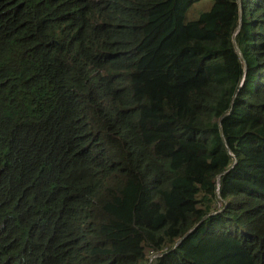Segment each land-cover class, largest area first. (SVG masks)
Listing matches in <instances>:
<instances>
[{
    "label": "trees",
    "instance_id": "obj_1",
    "mask_svg": "<svg viewBox=\"0 0 264 264\" xmlns=\"http://www.w3.org/2000/svg\"><path fill=\"white\" fill-rule=\"evenodd\" d=\"M0 0V264H264V0Z\"/></svg>",
    "mask_w": 264,
    "mask_h": 264
},
{
    "label": "rangeland",
    "instance_id": "obj_2",
    "mask_svg": "<svg viewBox=\"0 0 264 264\" xmlns=\"http://www.w3.org/2000/svg\"><path fill=\"white\" fill-rule=\"evenodd\" d=\"M212 4L213 0H199L195 2L186 13L187 19H197L202 12L209 10Z\"/></svg>",
    "mask_w": 264,
    "mask_h": 264
}]
</instances>
